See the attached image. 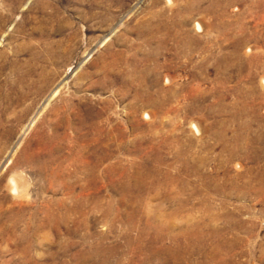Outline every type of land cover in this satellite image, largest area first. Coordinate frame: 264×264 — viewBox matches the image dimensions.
I'll list each match as a JSON object with an SVG mask.
<instances>
[{"label": "rangeland", "instance_id": "374dc122", "mask_svg": "<svg viewBox=\"0 0 264 264\" xmlns=\"http://www.w3.org/2000/svg\"><path fill=\"white\" fill-rule=\"evenodd\" d=\"M6 139L0 264H264V0H0Z\"/></svg>", "mask_w": 264, "mask_h": 264}, {"label": "bare ground", "instance_id": "6f19581e", "mask_svg": "<svg viewBox=\"0 0 264 264\" xmlns=\"http://www.w3.org/2000/svg\"><path fill=\"white\" fill-rule=\"evenodd\" d=\"M168 2H171V0H167ZM169 4V3H168ZM200 27V26H199ZM198 28V27H197ZM48 81V82H47ZM42 82H43V85H42V87L40 88V89H37V88H35L36 89V91H34L33 93H32V91H30L29 92V96H32V98L30 99V100H32V105L31 106H29V110H28V112H31V108L36 104V101H37V98L38 97H41L42 96V94L44 93V90H46V89H48V88H46V85H48V83H51V81L50 80H48V79H46V78H43V80H42ZM45 84V85H44ZM49 85H51V84H49ZM58 85V84H57ZM50 87V86H49ZM59 88V85L57 86V87H55L52 91H54L55 93L57 92V90L56 89H58ZM49 91V90H48ZM66 102V101H65ZM53 110V113H54V115L55 116H57V118L56 119H54V121H52V125H51V123H47V126H51V132L53 133V134H51V135H49L48 136V134L49 133H47L46 132V134H45V137L44 138H46V143H51V141H53V140H55V139H59V137H60V134L58 133V130H57V128L58 129H60V131L61 130H66L67 129V125H68V129H71L72 130V132H74L75 133V130H77V127L75 128H72V122L73 121H71L69 118H67L68 120H67V125L66 124H64V120H65V118L66 117H62V111L63 110H65V109H63L62 111H57V110H55V108H53L52 109ZM27 111V110H26ZM67 111V110H66ZM36 113V112H35ZM28 115V114H27ZM26 119H27V116L25 117V120H22V121H26ZM49 120V119H48ZM47 120V121H48ZM21 121V122H22ZM32 122H33V119L32 120H30V122L28 123V126H27V129L32 125ZM44 123V122H43ZM46 123V122H45ZM44 123V124H45ZM76 124V123H75ZM196 127V126H195ZM194 127V128H195ZM23 128V127H22ZM43 129V128H42ZM75 129V130H74ZM21 130V129H20ZM196 130V129H195ZM25 131H26V129H24V133H25ZM35 131V130H34ZM198 132V131H197ZM64 132H62V134H63ZM23 135V134H22ZM64 136L66 135V134H63ZM66 136H68V135H66ZM41 138V137H40ZM7 141L6 142H3L2 143V150H0V151H3L4 150V147H6L7 145V143L9 142V140L8 139H6ZM43 140V139H42ZM45 140V139H44ZM55 141H53V143H54ZM45 143V144H46ZM16 144V143H15ZM6 153V152H5ZM51 155H46L45 157L46 158H43L42 159V156H40V158H38V159H35V158H32V157H29V158H27L22 164L25 166V167H28V168H30L32 171H34L35 173H37V174H39L40 173V171L42 170V169H44L45 168V165H46V162H47V160L49 159V157H50ZM21 176H23L22 175V173H17V172H12L10 175H8V177H7V182H6V184H5V187H6V189H7V191L13 196V197H22V196H25V197H27V198H29L30 199V201H31V196H30V192H29V190H28V184H26L25 182H23L24 181V179H25V177L23 178V181L21 180L22 178H21ZM27 183H29L28 181H27ZM24 198V197H23ZM26 198V199H27Z\"/></svg>", "mask_w": 264, "mask_h": 264}]
</instances>
